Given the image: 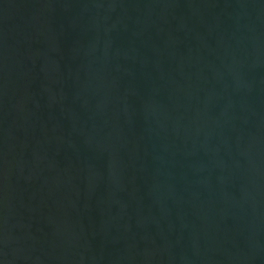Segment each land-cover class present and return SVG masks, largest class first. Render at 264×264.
Masks as SVG:
<instances>
[{
	"label": "water",
	"instance_id": "obj_1",
	"mask_svg": "<svg viewBox=\"0 0 264 264\" xmlns=\"http://www.w3.org/2000/svg\"><path fill=\"white\" fill-rule=\"evenodd\" d=\"M0 264H264V0H0Z\"/></svg>",
	"mask_w": 264,
	"mask_h": 264
}]
</instances>
